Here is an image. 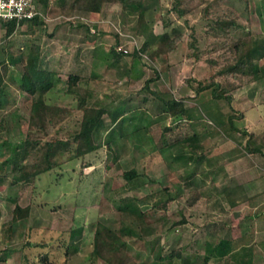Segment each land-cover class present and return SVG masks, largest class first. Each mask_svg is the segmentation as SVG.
Masks as SVG:
<instances>
[{"label": "rangeland", "instance_id": "rangeland-1", "mask_svg": "<svg viewBox=\"0 0 264 264\" xmlns=\"http://www.w3.org/2000/svg\"><path fill=\"white\" fill-rule=\"evenodd\" d=\"M67 1L64 5L48 0L45 5L37 0L45 16L35 34L27 33L25 23L16 27L7 42L6 27L0 21V46L10 42L22 48V52L6 55L0 50V58L6 56L10 64V77L5 78L7 96L0 97V163L14 153L15 145L25 136L30 99L20 89L19 67L26 62L32 42L41 44L43 65L60 77L48 93L50 101L78 103L77 97L65 93L69 74L78 72L88 78L83 84L89 88L88 104L121 111L129 108L133 113L124 124L126 135L113 142L115 152L104 146L87 155L83 161L90 162L87 165L81 159L71 160L44 172L35 183L20 180L21 161L16 168L7 169L0 184V264H47L43 255L48 251L53 264H93L90 254L96 222L101 220L117 229L122 216L119 203L134 195L138 199L130 201L148 211V219L164 216L162 224L155 223L161 230L164 254L185 246L184 256L196 258L208 253V240L226 236L235 245L232 264H243L251 252L252 264H264V79L239 87L230 102L213 97L211 88L199 89L200 82L210 79L212 70L206 60L223 37L216 29L207 30L209 18L203 8L215 0H206L182 17L167 11L175 0H148L145 20L155 33L164 32V14L183 26L184 38L166 57L150 55V51L142 56L133 54L145 40L137 32L138 9L109 3L100 13L82 14L70 12L67 5L73 0ZM219 1L218 8H231L247 30L264 33V0ZM84 24H89L90 33ZM116 34L118 45L128 53L112 51ZM150 77H155L150 83L153 90L184 98L193 114V118H182L174 132L163 134L171 118L143 125L164 108L160 98L142 89ZM228 114L233 115L237 129L231 126ZM131 121L139 123L141 129H134ZM189 129L198 136L188 139ZM176 137L169 145L164 141ZM253 148L258 150L251 151ZM132 167L144 173L141 188L122 181L123 171ZM190 172H196L194 191L179 180ZM164 200L166 208L160 204ZM16 203L29 205L30 212L13 221ZM183 216L187 222L167 229ZM80 225L83 231L70 237L71 228ZM60 238L70 245L67 256L63 250L36 245L43 239L58 243ZM225 259L212 257L210 264H224ZM94 264L107 263L99 259ZM175 264H180L179 259Z\"/></svg>", "mask_w": 264, "mask_h": 264}, {"label": "trees", "instance_id": "trees-1", "mask_svg": "<svg viewBox=\"0 0 264 264\" xmlns=\"http://www.w3.org/2000/svg\"><path fill=\"white\" fill-rule=\"evenodd\" d=\"M48 5V0H43ZM59 4H66L67 0H58ZM206 0H175L174 5L167 11H175L182 17L192 11L194 7L200 5ZM219 0L209 2L204 9V15L209 18L207 21V30L216 29L223 37L215 45V53L206 61L210 65L212 74L210 79L200 82L199 89L211 88L213 97L217 99H226L229 102L233 99V92L243 85H248L253 81L264 79V33H252L244 26L239 24L231 8H221L218 6ZM36 5L37 0H35ZM122 3L129 9H138L139 18L137 32L144 35L145 40L141 47L135 48L133 54L142 56L150 51V55L159 53L166 57L174 51L178 44L184 38V30L181 24H174L172 17L163 15L164 32L157 34L145 20V12L148 0H73L68 3L70 12L79 13H100L106 4ZM41 11V10H39ZM0 21L6 27V41H10V36L17 27L15 20H7L0 17ZM187 21V20H186ZM86 23V22H85ZM44 24L43 15L37 14L28 21L27 33L35 34L37 26ZM240 25V26H239ZM87 32L90 33L89 24H84ZM241 29V30H240ZM112 46V51L116 52L119 43ZM194 36V34H192ZM0 46V50L6 55L9 52H22L21 47H15L9 43ZM195 45L194 41L190 42ZM120 55L124 52L119 51ZM198 53V52H197ZM198 56V55H196ZM10 64L6 56L0 58V97L7 96L6 76L9 75ZM20 89L29 94V117L26 123L25 136L19 145H15L14 153L0 163V184L7 175V169L16 168L19 161L22 162L20 168V180L24 182L35 183L36 180L46 171L57 169L64 163L74 159L85 161L87 155L97 152L100 148L106 146L110 153L115 152L113 147L114 140L126 135L124 124L127 121L132 109H110L104 105L88 104V87L83 86L88 81L87 76L81 73H71L66 80L65 93L77 97L76 105H62L58 102L49 100L48 93L56 86L57 73L43 65L42 46L40 43L32 42L27 54L26 62L20 65ZM11 76H13L11 74ZM10 77V76H8ZM159 77V73H157ZM155 77L147 78L142 89H147L160 98L164 103V108L157 116L144 120L143 125L151 126L160 119L171 118V122L163 127L165 132H174L175 125L182 118H193L191 110L186 106L184 98L175 96H166L150 87L151 81ZM146 97H143L145 99ZM1 103V101H0ZM231 126L237 129L233 122V115L228 114ZM209 117V116H208ZM134 129H141L139 123L131 121ZM186 125V122L183 123ZM2 124H0V127ZM24 126V125H23ZM106 130V133H104ZM188 139L198 136V132H187ZM179 137L168 140L164 139L169 145ZM0 140L1 136H0ZM258 150L257 148L251 151ZM90 162H83L87 165ZM144 173L138 168L132 167L124 170L121 178L124 184L133 183V187L141 188L143 182L140 180ZM196 172H190L181 176L179 180L183 181L188 190L194 191L193 178ZM165 190L169 192L170 187ZM134 197V198H133ZM123 198L119 203L121 211L120 226L116 229L108 224L98 220L94 234V248L91 251L93 264L99 259H103L107 264H147L148 262L157 264H175L179 259L180 264H210L212 257H226L224 264H232L230 255L234 252V242L230 237H217L215 241L208 240L206 248L208 253L197 256L196 258L184 256L185 246L173 248L167 254L163 253L165 245L161 244V230L156 229L157 224L163 223L164 216L155 219H148L149 212L142 211L136 202L137 195ZM231 203L236 202L232 199ZM161 206L167 207V201H162ZM30 206H22L16 203L13 209L12 220L16 221L29 215ZM187 222L183 216L179 220H174L167 227L172 229L176 225ZM83 225L71 228L70 237L81 233ZM55 240V238H53ZM33 242H28L32 245ZM38 247L50 246L58 250H63L65 256L69 254L70 245L67 239L60 238L58 243L48 242L43 239L36 242ZM51 252L45 253L43 259L47 264L54 262L49 258ZM246 255V254H245ZM228 257V258H227ZM232 257V256H231ZM246 257V261H245ZM243 258V264H252L253 254L246 255ZM245 262V263H244ZM33 264V263H32ZM66 264V261L64 262Z\"/></svg>", "mask_w": 264, "mask_h": 264}, {"label": "built area", "instance_id": "built-area-1", "mask_svg": "<svg viewBox=\"0 0 264 264\" xmlns=\"http://www.w3.org/2000/svg\"><path fill=\"white\" fill-rule=\"evenodd\" d=\"M37 14L43 15L39 11L35 0H0V17L7 20H15L17 27L22 26ZM122 44L117 46L119 51L128 53L127 48Z\"/></svg>", "mask_w": 264, "mask_h": 264}, {"label": "crops", "instance_id": "crops-1", "mask_svg": "<svg viewBox=\"0 0 264 264\" xmlns=\"http://www.w3.org/2000/svg\"><path fill=\"white\" fill-rule=\"evenodd\" d=\"M41 12H42V11H41ZM42 14H43V17H44V16H45V14H44L43 12H42ZM54 31H56V30H54ZM54 31H53V32H54ZM42 59H44V56H42Z\"/></svg>", "mask_w": 264, "mask_h": 264}]
</instances>
